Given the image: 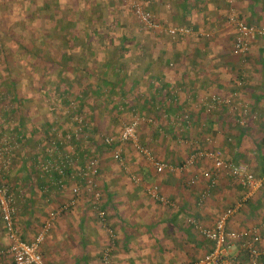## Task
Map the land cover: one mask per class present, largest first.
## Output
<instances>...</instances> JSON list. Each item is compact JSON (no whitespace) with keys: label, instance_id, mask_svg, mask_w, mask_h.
Segmentation results:
<instances>
[{"label":"crops","instance_id":"obj_1","mask_svg":"<svg viewBox=\"0 0 264 264\" xmlns=\"http://www.w3.org/2000/svg\"><path fill=\"white\" fill-rule=\"evenodd\" d=\"M144 4L158 23L194 30V35L180 40L159 34L167 42L165 52L163 47L157 50L153 58L147 59L146 71L137 72L141 78H135L137 86L139 79L148 80L143 83L149 98L148 110L154 112L159 102L168 98L163 102L165 112L189 116L180 124L187 130L184 137L190 151L181 154L179 150L168 158L180 165L193 151H219L224 161L244 165L261 178V188L228 219L226 228H254L263 235L264 39L251 40L245 54L233 55L235 31L227 17L233 12L245 24L264 25V0H146ZM160 41L155 40L157 46ZM213 97L218 104L211 102ZM156 157V161L164 160L162 154ZM123 158L130 173L114 161L117 172L103 178L98 174V202L85 194L83 183L73 180L71 172V177L68 172L61 177L57 170L42 173L8 169L2 175L5 182L9 179L8 190L16 196L12 217L16 237L31 242L50 221L38 249L43 264H102L109 238L98 221L99 209L105 212L107 226L115 235L110 256L113 264H188L207 254L212 243L187 220L211 229L219 215L246 194L233 179L215 172L205 159L196 160L183 172L157 174L146 158L151 169L145 172L132 168ZM205 171L216 176V186L197 206L208 184L202 177ZM130 175L138 182H132ZM193 177L195 184L187 186ZM76 186L77 195L72 193ZM152 186L157 187L165 202L147 195L146 188ZM71 200L73 205L59 212ZM53 213L55 216L49 220ZM6 239L5 232H0V251ZM255 247L260 254L258 264H264V241ZM231 256L237 264H247L245 254L235 246ZM6 260L0 256V264Z\"/></svg>","mask_w":264,"mask_h":264},{"label":"rangeland","instance_id":"obj_2","mask_svg":"<svg viewBox=\"0 0 264 264\" xmlns=\"http://www.w3.org/2000/svg\"><path fill=\"white\" fill-rule=\"evenodd\" d=\"M55 1L59 11L75 13V32L81 42L75 40L64 44L57 39L53 19L58 18V14L49 21L40 16L38 9L43 0H0V15L3 18L10 16L9 8L5 7L6 2H20L26 12L20 18L19 25L23 34L26 32L36 37L39 43L37 48L51 56H55L57 51L65 58L66 54L72 53V66L76 67L80 59L86 71L81 68L78 77L86 78L92 86L98 82L95 100L110 114L105 116L102 112L103 116L98 115L92 110V97L86 96L84 92L78 95L77 87L67 94L60 89L58 94L53 89H58L53 84L60 77L56 71L49 78L38 65L30 66L26 57L17 62L14 81L19 93L16 104L11 101L13 96L7 92L9 89L0 85V180L2 189L6 190V198L12 200L14 212L16 196L8 190V176L5 182L2 175L10 168L33 169L42 173L46 169L50 172L69 168L67 175L71 177V172L75 180L76 174L90 160H96L97 176L99 174L103 178L117 172L118 166L112 157L117 151L132 168L138 167V171L142 172L151 169L145 156L139 154L132 141L121 139L124 128L135 118L140 119L135 130V142L152 157L162 154L163 163L174 165L175 160L169 159V155L178 154L179 150L181 154L190 151L188 142L185 143L187 138L184 137L187 130L180 124L184 120V113L173 116L165 112L163 102H167L168 98L161 100L154 112L148 110L149 98L144 93L146 85H143L148 80L139 79L140 84L136 85V79L141 78L137 72L146 71L147 59L153 58L162 47L165 52L167 42L159 34L151 33L139 24L126 0H95L100 11L97 21V17L93 20L87 16L89 10H94L92 0ZM140 1L146 3V0ZM86 5L90 7L86 8ZM2 22L7 24L8 20ZM156 39L161 40L158 46ZM35 47L29 43L31 50ZM137 58L140 60L137 61ZM63 64L66 63L63 61ZM59 69L63 71V67ZM89 70L97 79L88 75ZM67 82L72 81L67 77ZM105 137L112 140L111 145L104 144ZM1 222L0 206V232H5L8 243V235L5 227H1ZM13 233L16 236L14 230Z\"/></svg>","mask_w":264,"mask_h":264},{"label":"built area","instance_id":"obj_3","mask_svg":"<svg viewBox=\"0 0 264 264\" xmlns=\"http://www.w3.org/2000/svg\"><path fill=\"white\" fill-rule=\"evenodd\" d=\"M129 2L130 7L134 13V16L138 20L139 24L147 31L154 34L165 33L171 40H180L186 36L194 35L192 28L186 27H167L156 22L153 16L146 10L145 4L140 0H126ZM227 23L234 29L235 37L232 46V54L235 56H241L248 50L249 43L253 39H264V25H248L245 24L235 13H230L227 17ZM213 104H218L217 98H211ZM212 103L208 106L211 107ZM183 119H187V116H183ZM143 120V119H142ZM140 119L135 118L129 123L123 131L122 141L131 140L140 154L152 165L157 174L164 172L177 173L183 172L186 168L191 166L196 160L205 159L212 163L215 172H222L226 176L233 179L240 187L245 189L246 194L242 196L235 204L219 215L215 221L214 226L211 229L200 227L193 219H188L187 222L204 238L212 243V249L207 254L202 256L188 264H237L231 256V248L235 246L238 252H243L247 258V264H258L259 251L255 245L261 241H264V234H258L254 228H247L241 231L228 230L226 224L228 219L237 211H239L246 200L255 194L262 186L261 178L255 177V175L244 165H238L226 162L222 159L219 151L210 150H197L192 152L188 158L180 165L165 164L156 161L147 150L140 148L135 142V130L139 124ZM105 145H111L112 140L104 138ZM113 159L122 167L126 173H130L123 156L115 151L112 155ZM49 172V170H45ZM58 174L62 177L65 176L64 170L58 169ZM97 162L96 160H90L84 168H82L76 174V180H79L84 185V192L95 202L100 199V193L97 189ZM132 182H138V179L130 175ZM202 177L207 180V188L201 193L197 201V206L204 203L209 196L210 191L216 186V176L210 172L205 171L202 173ZM196 182V177L190 178L186 184L192 186ZM0 186V206L2 210V222L8 235V243L5 248L0 251V256L5 257L7 260L4 264H43L42 258L39 254L38 248L42 242L45 234L50 228V221L45 222L40 232L31 242L20 241L13 233L12 215L14 209L11 205V198L5 196L6 190ZM2 193V195H1ZM72 193L77 195V186L72 188ZM147 195L158 202H165V199L159 195L157 187L152 186L146 188ZM74 203L71 202L64 204L59 212L66 211ZM55 216V213L50 214L49 220ZM97 218L101 226L105 229L108 238L109 245L104 249L101 256L102 264H113L111 261V251L115 242L114 232L107 226L106 214L103 210L97 211Z\"/></svg>","mask_w":264,"mask_h":264},{"label":"trees","instance_id":"obj_4","mask_svg":"<svg viewBox=\"0 0 264 264\" xmlns=\"http://www.w3.org/2000/svg\"><path fill=\"white\" fill-rule=\"evenodd\" d=\"M94 3V10H89L88 17L91 19H97L100 18L99 14L100 11L98 10L99 7L95 0H92ZM56 1L54 0H43V3L41 7L38 9V13L40 16L44 17L47 21L54 18L58 14V18H54V32L60 41H62L64 44H68L67 42L70 41L73 42L75 40H78L76 32H75V13L73 12H67V11H59V9L56 6ZM5 7H8L10 10V16L7 18H3L0 15V85L2 87H6L9 89L7 92L11 93L13 96L12 103L16 104L17 102V94L19 93L18 85L14 81V76L16 75L15 67L17 65V62L23 58L26 57V59L29 61L28 64L30 66L38 65L41 68L42 73L46 77H52V72L56 71V74H59L62 78H57L53 82L55 83L57 88H53L57 91L59 94V90L62 89L65 94L70 93L74 91L77 87V94L84 92L86 96L92 97V100L90 101L92 110H94L98 115H102L105 113V116L110 114L109 110H107L104 106L101 104H97V89L98 82L96 86H92L89 84L88 80L86 78H79L78 76L81 75V73H78L81 68L83 71H86V67H84L82 61L79 59L77 66H72L71 61L73 60L72 53L66 54L63 57V55L60 54L59 51L56 52L55 56H51L50 54H47V52H41L37 46L38 41L37 38L34 36H30V34H27L26 32L23 34V30L19 28L20 25V18L22 15H24L26 12L22 9V5L20 2L13 3L12 2H6ZM90 6L86 5V8H89ZM93 19V20H94ZM8 20L7 24H4L2 21ZM30 21V20H29ZM156 21V20H155ZM157 22V21H156ZM25 27V24H23ZM29 38V40H27ZM79 39L78 41H80ZM81 42V41H80ZM29 43H33L34 46H36L33 50L32 48H29ZM63 61L66 63L63 64ZM76 61V60H75ZM63 67V71L60 72V69ZM89 67V66H87ZM69 73V76H68ZM70 73L73 75L71 76ZM88 75L91 77L92 74L89 71H87ZM67 77L72 81L71 83L67 82ZM74 78V80H72ZM76 78V79H75ZM95 78V77H93ZM97 79V77L95 78ZM90 86V87H89ZM43 88V87H42ZM87 89V90H86ZM40 95L42 94L41 91H38ZM19 101V100H18ZM99 106H97V105ZM71 113L74 112V109L70 111ZM103 118V117H102ZM116 119L115 117H113ZM194 152V151H193ZM184 162V161H183ZM64 170V169H63ZM69 171V168L64 170L65 174ZM69 173V172H68ZM2 178V177H1ZM0 186L2 187V182L0 180ZM13 226V222H12ZM4 228V224H3ZM14 230V228H13ZM212 249V248H211ZM211 251V250H210Z\"/></svg>","mask_w":264,"mask_h":264}]
</instances>
